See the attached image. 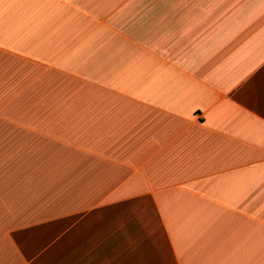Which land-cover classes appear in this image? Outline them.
<instances>
[{
  "label": "crops",
  "instance_id": "obj_1",
  "mask_svg": "<svg viewBox=\"0 0 264 264\" xmlns=\"http://www.w3.org/2000/svg\"><path fill=\"white\" fill-rule=\"evenodd\" d=\"M0 264H264V0H0Z\"/></svg>",
  "mask_w": 264,
  "mask_h": 264
}]
</instances>
